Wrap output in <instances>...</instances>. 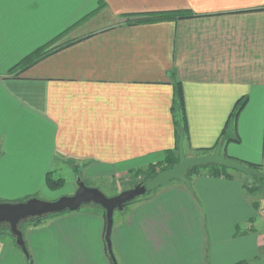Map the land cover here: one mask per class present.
Wrapping results in <instances>:
<instances>
[{"label":"crops","instance_id":"obj_1","mask_svg":"<svg viewBox=\"0 0 264 264\" xmlns=\"http://www.w3.org/2000/svg\"><path fill=\"white\" fill-rule=\"evenodd\" d=\"M160 11L191 16L134 22ZM177 82L186 156L220 147L264 172V0H3L0 201L41 198L61 165L91 179L161 163L177 145ZM190 181H166L124 208L115 260L103 210L87 204L26 227L28 254L0 239V264H264V181L230 168Z\"/></svg>","mask_w":264,"mask_h":264},{"label":"water","instance_id":"obj_2","mask_svg":"<svg viewBox=\"0 0 264 264\" xmlns=\"http://www.w3.org/2000/svg\"><path fill=\"white\" fill-rule=\"evenodd\" d=\"M180 160L173 168L158 173L154 178L145 182H139L132 188L121 191L114 196H107L102 190L88 186L85 181L78 178V186L74 193L63 195L55 200H44L39 197H32L25 201L0 202V224L6 223L10 227L16 243L28 254L24 234L19 224L27 219L41 217L44 215L61 213L67 210H78L86 204H96L106 210V231L105 239L110 255L114 258L111 235L114 226V213L123 210L128 203L137 197L153 191L164 182L178 179L192 188L189 178V170L194 166H205L208 164H220L230 167L246 174L257 176L264 180V172L254 166L245 165L237 160L228 159L221 155L220 147L213 154L199 157H187L183 147V138L179 141Z\"/></svg>","mask_w":264,"mask_h":264},{"label":"trees","instance_id":"obj_3","mask_svg":"<svg viewBox=\"0 0 264 264\" xmlns=\"http://www.w3.org/2000/svg\"><path fill=\"white\" fill-rule=\"evenodd\" d=\"M189 16H191V14L189 12H186V11L148 12V13H143V14H137L134 22H137V23L138 22H154V21H162V20L183 18V17H189ZM50 43H52V42H49V44H46V45L40 47L39 49L35 50L34 52L30 53L19 64H17L16 68L22 70V69L32 65L33 63H35L37 60L41 59L42 57H44L49 51V50H45V49L47 48L48 45H50ZM183 98L184 97H183V93H182L181 83L177 82V90H176V95H175L174 104H173L174 120H175V124L177 125V136H178L177 145L174 149L166 151L167 152L166 158L161 163L152 164L150 166H147L146 168L136 170L135 172H137V173L142 172L144 169L146 170V173H147L146 177H144V179L141 180L140 182H145L148 179H152L158 173H160L164 170H167V169H171L176 164L179 163V160H180L179 141L181 138H183V139L186 138V116H185V108L183 105V102H184ZM243 104H244V101H242V100H239L237 102L235 109L233 110V118H235L238 115ZM197 151L201 154H208V153L212 152L213 149L212 148L199 149ZM247 165L254 166L260 170V166L252 165V164H247ZM201 169H208V172H210L213 175H223V174L226 175L227 171H228V167L222 166L220 164H208L205 166H194L189 170V174H188L189 178H191L195 172L200 171ZM51 173L52 172H49V174L47 176V185L49 186V188H52V189L58 188L59 186L62 185L63 180L61 178L53 177ZM262 181H264V180H262ZM153 191H147L146 194H144L140 197H137L131 203L144 199L145 196H147L148 194H150ZM23 201H25V200H23ZM131 203H128L127 205H129ZM102 210H103V215H104L105 220H106V210L104 208H102ZM57 214H60V213L44 215L41 217L30 218L27 220H30L31 221L30 223H32L33 225H38L46 217H49L52 215H57ZM27 220L22 221V223L27 221ZM22 223H21L20 229L23 232L25 227L24 228L22 227ZM3 232L12 235L9 225L6 223L0 224V233H3Z\"/></svg>","mask_w":264,"mask_h":264},{"label":"rangeland","instance_id":"obj_4","mask_svg":"<svg viewBox=\"0 0 264 264\" xmlns=\"http://www.w3.org/2000/svg\"><path fill=\"white\" fill-rule=\"evenodd\" d=\"M186 154V153H185ZM202 155L201 153H197L194 156V153L189 154L187 157H196V156H200ZM61 168L58 169L55 173H54V177L55 178H61L62 181V185L59 186L58 188H55L53 190H49L46 194H42L41 198L44 200H55L63 195H70L72 192L74 193L73 188L78 186V178H81V180L85 181V183L88 186H92V187H96L99 188L100 190H102L107 196H114L120 192H118L120 189H129L134 187L135 185H137L141 180L144 179V177H146V170L144 169L142 172H132L129 175L123 177V178H115V177H99V178H91V179H87V178H83L82 176L83 174H81V169L80 166H76V165H61ZM230 168V167H229ZM230 170H234L233 168H230ZM252 180V179H249ZM74 186V187H73ZM122 190V191H123ZM115 192H117L116 194H114ZM260 192L264 195V186L261 188ZM90 205H83L81 208H89ZM92 206H98L96 204H93ZM99 208H101L100 206H98ZM128 207V205L125 206V208ZM102 209V208H101ZM126 212V209L121 210H116L114 213V219L116 220L117 216L120 213H124ZM47 220V217L44 219ZM43 220V221H44ZM30 220H27L25 222H21L22 223V227L24 228H28L29 226H33L32 223H30ZM21 223L19 224V227H21ZM24 228V229H25ZM26 230V229H25ZM14 236L8 233H0V239H4V240H12L16 243V241L14 240Z\"/></svg>","mask_w":264,"mask_h":264},{"label":"snow or ice","instance_id":"obj_5","mask_svg":"<svg viewBox=\"0 0 264 264\" xmlns=\"http://www.w3.org/2000/svg\"><path fill=\"white\" fill-rule=\"evenodd\" d=\"M2 2H3V0H0V3H2ZM39 2L53 4V3L58 2V0H39Z\"/></svg>","mask_w":264,"mask_h":264},{"label":"built area","instance_id":"obj_6","mask_svg":"<svg viewBox=\"0 0 264 264\" xmlns=\"http://www.w3.org/2000/svg\"><path fill=\"white\" fill-rule=\"evenodd\" d=\"M264 212V211H263Z\"/></svg>","mask_w":264,"mask_h":264}]
</instances>
